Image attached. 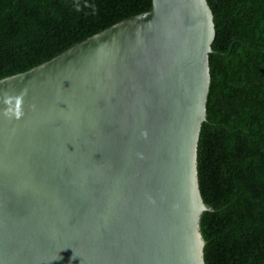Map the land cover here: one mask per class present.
<instances>
[{
  "label": "water",
  "instance_id": "1",
  "mask_svg": "<svg viewBox=\"0 0 264 264\" xmlns=\"http://www.w3.org/2000/svg\"><path fill=\"white\" fill-rule=\"evenodd\" d=\"M207 0H152L0 79V264H205Z\"/></svg>",
  "mask_w": 264,
  "mask_h": 264
},
{
  "label": "trees",
  "instance_id": "2",
  "mask_svg": "<svg viewBox=\"0 0 264 264\" xmlns=\"http://www.w3.org/2000/svg\"><path fill=\"white\" fill-rule=\"evenodd\" d=\"M216 37L197 167L205 264H264V0H207ZM152 0H0V79L151 8Z\"/></svg>",
  "mask_w": 264,
  "mask_h": 264
}]
</instances>
